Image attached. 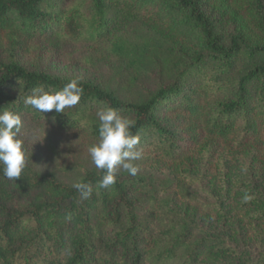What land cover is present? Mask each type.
Wrapping results in <instances>:
<instances>
[{"label": "trees", "instance_id": "16d2710c", "mask_svg": "<svg viewBox=\"0 0 264 264\" xmlns=\"http://www.w3.org/2000/svg\"><path fill=\"white\" fill-rule=\"evenodd\" d=\"M202 1L0 0V110L11 109L42 129L98 141L96 113L111 107L131 117L142 156L171 163L191 157L207 143V151L218 143L239 151L261 140L264 46L237 36L229 48L223 47L201 10ZM114 17L197 33L201 53L170 71L169 82L145 98L120 101L106 86L78 81L80 101L63 113H42L25 103L34 88L58 91L72 80L19 63V54L49 36L72 35L102 48L105 59L132 67V83L148 75L146 64L159 55L156 41L133 34L108 42ZM160 115L172 123L163 125ZM70 171L79 174L78 182L92 186L89 198L52 175L29 174L25 167L20 179L9 180L0 167V264H264V254L255 260L234 254L224 232L211 234L194 219L156 220L161 214L180 217L158 196L171 191L169 180L116 172V183L100 189L103 170L80 166ZM251 202L242 200L238 212L247 216ZM250 215L264 221V208ZM259 234L264 244V231Z\"/></svg>", "mask_w": 264, "mask_h": 264}, {"label": "rangeland", "instance_id": "374dc122", "mask_svg": "<svg viewBox=\"0 0 264 264\" xmlns=\"http://www.w3.org/2000/svg\"><path fill=\"white\" fill-rule=\"evenodd\" d=\"M201 10L213 23L214 33L223 47L229 48L232 38L237 36L264 46V0H206L202 1ZM133 34L149 36L159 47L156 61L145 66L148 75L137 76L134 83L131 81L133 69L126 62L105 59L102 48L90 42H78L72 35L40 39L17 58L29 70L106 86L116 92L120 101H131L145 98L168 83L170 71L188 63L202 50L197 33L186 35L163 27L141 26L120 17L110 22L107 40L112 42ZM158 119L163 125L172 123L164 115ZM19 135L24 142L29 174L52 175L70 186L79 181V174L70 171L71 168L83 166L91 171L99 170L88 152L89 146L98 141L88 136L42 129L28 120H22ZM207 144L200 152L175 163L142 155L135 161L137 174L157 182L174 183L169 193L159 192L158 196L167 200L180 217L161 214L156 220H178L184 216L194 219L211 234L224 232V240L234 254L258 259L264 254L259 234L264 231V221L250 214L264 208V138L239 151L223 143L207 151ZM117 172L126 170L119 168ZM245 199L252 200L247 216L238 212ZM217 206L225 210L227 218Z\"/></svg>", "mask_w": 264, "mask_h": 264}, {"label": "clouds", "instance_id": "9594fccd", "mask_svg": "<svg viewBox=\"0 0 264 264\" xmlns=\"http://www.w3.org/2000/svg\"><path fill=\"white\" fill-rule=\"evenodd\" d=\"M83 88L76 79L69 81L62 89L45 91L34 88L32 94L25 98V103L39 112L63 113L80 101ZM99 139L89 146L88 152L97 169L103 170L97 187L107 189L116 183L117 169L122 168L130 175H136L138 166L135 161L141 158V151L136 148L139 136L131 132L134 122L120 115L111 107L99 109ZM22 120L18 113L11 109L0 110V167L3 175L9 180H18L26 167L24 142L20 138ZM81 198L91 196L90 184L77 182L73 185ZM70 219V217H69Z\"/></svg>", "mask_w": 264, "mask_h": 264}]
</instances>
